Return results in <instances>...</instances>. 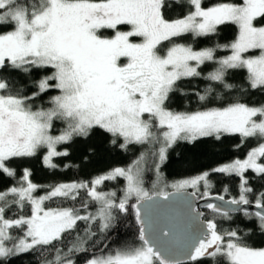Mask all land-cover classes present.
Here are the masks:
<instances>
[{"label": "snow or ice", "instance_id": "1", "mask_svg": "<svg viewBox=\"0 0 264 264\" xmlns=\"http://www.w3.org/2000/svg\"><path fill=\"white\" fill-rule=\"evenodd\" d=\"M173 5L189 10L169 19L166 12ZM226 23L236 25L238 35L230 44L217 46L231 50L225 58L216 60L213 48L197 51L175 42L174 38L189 34L213 36ZM256 50L257 55H249ZM206 62L219 65L206 79L231 90L235 86L226 81L228 70L244 69L249 89L264 94V0L210 7L204 6V0H0V172L14 178L16 171L8 162L35 157L41 149L47 150L46 166L55 168L52 157L68 154L57 151L58 145L90 137L95 131L108 135L111 144L122 139V149L148 145L160 163L180 141L195 145L202 138L219 140L224 134H238L242 142L264 141V102L249 104L238 99L195 112H174L166 106L170 94L178 90V82L200 76L198 68ZM37 72L39 78L34 76ZM51 91L57 94L48 98L50 107L38 103ZM213 91L209 87L199 99L207 100ZM240 91L247 93L246 89ZM56 120L66 126L59 135H52ZM261 158L264 143L249 151L246 159L213 169L241 178L239 199L228 203H252L249 196L254 190L245 173L251 169L264 182ZM144 159L142 153L130 167L98 176L91 186L88 182L59 184L42 196L34 195L41 186L24 169L17 185L0 191V264L37 249H55L54 261L46 264H74L69 257L88 251L84 244L89 240L103 247L87 264H264V247L245 239L256 233L264 237V191L256 193L259 210L244 213L250 223L243 234L238 228L223 229L215 220H208L199 226L194 239L181 242L172 229L152 235L147 231L149 210L144 208L142 214L144 202L153 199L143 187ZM209 175L204 172L173 187L199 190L203 183L207 188L211 186ZM118 177L126 181L119 200L114 191L98 190L105 181ZM81 190L88 198H81V208L94 203L98 206L94 214L82 215L74 206L45 207L46 201H76ZM157 195L167 200L169 193ZM133 197L137 199L132 207L140 243L104 251L108 248L106 233L115 227V213H127ZM26 207H30V215L22 214ZM206 207L225 220L232 219L231 209L212 203ZM13 208L21 214L6 216ZM80 221L86 225L84 235L77 233L68 251L61 254L57 245L75 232ZM94 224L99 237L92 230ZM13 230L21 235H14ZM176 252L183 258L175 256Z\"/></svg>", "mask_w": 264, "mask_h": 264}, {"label": "trees", "instance_id": "2", "mask_svg": "<svg viewBox=\"0 0 264 264\" xmlns=\"http://www.w3.org/2000/svg\"><path fill=\"white\" fill-rule=\"evenodd\" d=\"M225 2H237V0H204V6L210 7L215 4ZM188 7H180L173 5L168 9L166 16L169 19H175L187 13ZM110 34V33H109ZM238 35L236 25L226 23L218 26L217 33L210 37H193L191 34L180 38H174L175 42L189 45L194 50H202L205 48L215 49L216 60L225 58L231 54L230 49L217 47L218 45H227L233 42ZM165 45L168 42H164ZM258 50L249 53V55H257ZM219 65L215 62H206L198 68L201 75L198 77H188L178 82V90L170 94V99L166 106L174 112H195L205 110L206 108L222 107L236 100H242L249 104H259L264 102V94L256 90L249 89L246 80V70L244 69H229L226 76L227 83L235 87L228 90L222 87L218 82L206 79V77L215 71ZM41 73H34L35 78H39ZM211 87L214 89L213 94L205 101L199 99V95H204L206 90ZM240 89H246L247 93L243 94ZM31 89H29V92ZM55 91L49 92L38 103H42L44 107H50L48 98L56 95ZM63 121L56 120L53 122L52 135H59L65 128ZM162 131V130H161ZM122 139L116 144L110 143V137L100 131H95L90 137H76L70 143H65L57 146V151L68 154L63 156H54L52 162L57 166L49 168L44 163V156L47 155L46 149H41L40 152L32 158L13 159L8 162L9 167L15 169L16 176L14 178L7 177L0 172V191L6 190L17 185L20 177L23 175L24 169H29L31 172L30 180L41 186L34 195L42 196L51 190L53 186L73 182H88L91 186L93 181L98 176L107 174L115 168H128L142 153H145L146 167L144 172V187L149 194H154V167L158 159L152 156L148 151V145H129L127 149H122L119 145ZM260 143L256 139L241 140L238 134H224L219 140L213 137L202 138L195 145L188 142L180 141L168 150L167 159L160 163L159 173L161 175V185L165 187L166 192H171L170 185L182 180L192 179L204 172H209L208 177L210 187H204L203 183L199 186V190L191 189L199 197L220 196L228 200L239 199L241 178L224 173L214 172L213 169L231 163L236 159H246L247 154L253 148L258 147ZM156 148L159 145L155 146ZM264 163V158L260 159ZM245 176L249 179V186L254 192L249 196L252 200L251 204L255 205L257 198L256 193L264 191V182L255 178L252 170H248ZM126 182L123 178L118 177L115 180L105 181L100 187V191L116 192L117 200L123 197ZM163 188V187H162ZM157 190V189H156ZM81 198L88 199L83 190L80 197L76 201H61L52 200L46 201L45 207H76L80 208V214L85 212L95 213L97 205L89 202L88 208H81ZM137 200L132 198L129 200V210L127 213L116 212L115 227L106 233L107 239L104 243L109 249L121 247L124 245H138L140 243L139 227L135 218V209L132 205L136 204ZM204 219L215 220L220 228L233 229L238 228L241 234L248 232L247 221L244 213L238 212L231 215V220H225L219 214L210 209H205ZM13 213L21 214L15 208L6 213V216H11ZM24 215H30V207L23 210ZM85 222H78V227L71 235H68L62 244H58L61 254L66 253L75 240L76 234L84 235ZM92 230L100 236L97 225H92ZM14 232V230H13ZM103 238V237H101ZM93 239H96L94 237ZM247 243L255 247H264V237L258 233L245 237ZM84 247L88 249L86 252H74L71 258L74 264H86L93 256L103 247L102 244L93 245L92 240H89ZM55 249H37L28 253H20L15 257L10 258L8 264H46V261L55 258ZM192 264V262H188Z\"/></svg>", "mask_w": 264, "mask_h": 264}, {"label": "water", "instance_id": "3", "mask_svg": "<svg viewBox=\"0 0 264 264\" xmlns=\"http://www.w3.org/2000/svg\"><path fill=\"white\" fill-rule=\"evenodd\" d=\"M193 193L190 190L171 191L167 200L161 195H152L153 199L145 201L144 207H142V214L144 208L149 210L150 228L147 231L155 235L161 229L165 232L172 229L178 240L182 242L188 238L194 239L199 234V226L207 222L204 219V210L209 209L206 207L209 203L216 204L225 210L231 209L230 215L245 211L254 213L259 210L254 204L238 206L228 203L231 200L226 198L220 200V196L199 198ZM137 224L139 227L138 222ZM169 234L171 235V233ZM96 254H99V252ZM174 255L183 258L179 252L174 253Z\"/></svg>", "mask_w": 264, "mask_h": 264}, {"label": "rangeland", "instance_id": "4", "mask_svg": "<svg viewBox=\"0 0 264 264\" xmlns=\"http://www.w3.org/2000/svg\"><path fill=\"white\" fill-rule=\"evenodd\" d=\"M231 55V54H230ZM53 158V157H52ZM258 162H260V160L258 161ZM146 165V160L144 159V161L142 162V168H143V187H144V172H145V166ZM157 166H158V168H159V166H160V162L158 161L157 163H156V165H155V167H154V174H155V177H154V186H156V189H154V194L153 195H157V193H164V192H166V189H165V187L164 186H162L161 185V182H162V180H161V175H160V173H159V171H157ZM249 170H251V169H249ZM122 178V177H121ZM124 179V178H123ZM126 182V181H125ZM178 182H176V183H172L171 185H170V191H177L176 190V188H174L173 187V185L174 184H177ZM102 186V185H101ZM101 186H99V188H98V190L100 189V187ZM163 187V188H162ZM144 189H145V187H144ZM191 189H193L192 187H187V188H184V189H182V190H190V191H192V192H194L193 190H191ZM146 190V189H145ZM166 193H169V192H166ZM150 195H152V194H150ZM162 196V195H161ZM133 198H135V197H133ZM136 199V198H135ZM137 200V199H136ZM13 234L14 235H21V233L20 232H18L17 230H14V232H13ZM93 258V257H92ZM91 258V259H92ZM87 264V263H86Z\"/></svg>", "mask_w": 264, "mask_h": 264}]
</instances>
